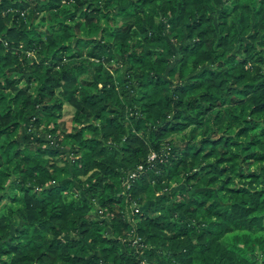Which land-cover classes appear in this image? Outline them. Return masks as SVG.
Listing matches in <instances>:
<instances>
[{"label":"trees","instance_id":"16d2710c","mask_svg":"<svg viewBox=\"0 0 264 264\" xmlns=\"http://www.w3.org/2000/svg\"><path fill=\"white\" fill-rule=\"evenodd\" d=\"M142 262L264 264V0H0V264Z\"/></svg>","mask_w":264,"mask_h":264},{"label":"built area","instance_id":"2783aa9c","mask_svg":"<svg viewBox=\"0 0 264 264\" xmlns=\"http://www.w3.org/2000/svg\"><path fill=\"white\" fill-rule=\"evenodd\" d=\"M24 12H25V11L23 10L22 13H24ZM154 154H155V153H154ZM154 154H153V155H154ZM133 175H136V173H132V174H131V176H133ZM129 186H130V183L128 184V187H129ZM134 206H136V202H133V203H132V207H134ZM135 210H136V208H135ZM97 214H98V216L101 217V218L107 217V216H106L105 209H102V208H99V209L97 210ZM143 240H144V238H143L142 236H140V235H136V236L133 237V239H132V243H133V245H134L135 247L141 248V247H143V246L145 245V242H144ZM141 264H145V263L142 262Z\"/></svg>","mask_w":264,"mask_h":264},{"label":"rangeland","instance_id":"374dc122","mask_svg":"<svg viewBox=\"0 0 264 264\" xmlns=\"http://www.w3.org/2000/svg\"><path fill=\"white\" fill-rule=\"evenodd\" d=\"M86 134H88V135L93 134V131L88 129V130L86 131ZM153 154H154V153H151V154H150V159H154V157L156 156V154H154V155H153ZM59 162H60V164L63 163V162H61V161H59ZM141 167H142V166H141ZM90 173H91V171H90L89 173H87V174L81 175V178H83V179L85 180V179L89 176ZM135 176H136V175H133V177H135ZM129 183H130V182H128V184H129ZM127 187H128V185H127ZM138 205H139V204H138ZM139 206H140V205H139ZM109 214H110L109 211H107V212H106V216H109Z\"/></svg>","mask_w":264,"mask_h":264}]
</instances>
